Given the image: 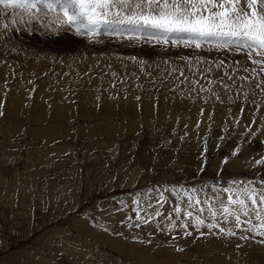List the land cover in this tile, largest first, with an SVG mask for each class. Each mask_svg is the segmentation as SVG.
Instances as JSON below:
<instances>
[{
  "label": "rangeland",
  "instance_id": "1",
  "mask_svg": "<svg viewBox=\"0 0 264 264\" xmlns=\"http://www.w3.org/2000/svg\"><path fill=\"white\" fill-rule=\"evenodd\" d=\"M53 2L0 4V156L19 159L0 179V264H233L227 245L250 231L185 236L174 208L186 192L207 215L225 188L264 190V73L236 44L126 24L79 36ZM158 199L161 218L135 220Z\"/></svg>",
  "mask_w": 264,
  "mask_h": 264
},
{
  "label": "snow or ice",
  "instance_id": "2",
  "mask_svg": "<svg viewBox=\"0 0 264 264\" xmlns=\"http://www.w3.org/2000/svg\"><path fill=\"white\" fill-rule=\"evenodd\" d=\"M39 3H43V0H0L5 8L12 6L25 12L36 8ZM54 4L59 5L62 14L55 22L57 26L62 24L65 31L74 30L79 36H95L101 26L115 29L116 25L126 24L136 31L149 30L147 34L150 37L164 44L174 36L186 37L183 41L185 45L194 44L196 48L210 41H215L219 47L236 44L247 50L248 60L256 66L252 72L258 76L264 73V0H246V7L242 6L244 0H54L47 7L54 10ZM172 42L180 41L175 39ZM244 71L248 72L249 69L245 67ZM242 79L247 80L248 77ZM256 87H264V77L257 81ZM244 96L247 99V93ZM216 98L220 99L219 96ZM0 115L3 113L0 112ZM223 163L227 164L228 161L225 159ZM255 163L264 164V157L256 159ZM196 191L192 190L193 193ZM222 192L226 195L217 194L215 202H207V215L203 207L205 201L185 193L187 208H174L177 217L184 216L189 221L180 223L184 235H192L188 231L191 226L196 231L216 230L226 236L236 235L238 229L256 232L264 237V190L241 184L225 188ZM164 202L158 199L151 214L147 207L142 210L138 207L135 220L151 224L154 218H161L164 214L159 211V205ZM168 219L175 229V220L172 217ZM176 250L183 251L182 248Z\"/></svg>",
  "mask_w": 264,
  "mask_h": 264
},
{
  "label": "bare ground",
  "instance_id": "3",
  "mask_svg": "<svg viewBox=\"0 0 264 264\" xmlns=\"http://www.w3.org/2000/svg\"><path fill=\"white\" fill-rule=\"evenodd\" d=\"M250 126H251V129H254V128L256 129L260 127V123H253V124H250ZM242 132H247V131L243 130ZM255 234L257 233L250 231V233L246 235L241 241L235 242L234 245L233 243H229L227 245L226 248H229L227 249L228 255L230 257V261L233 264H238V263L243 264L245 261L251 262L252 264H264V237H261L258 234L257 236H255ZM250 236L252 237V239ZM175 255L173 252V256ZM173 258H175V260L174 259L170 260L166 264H179L177 260L180 259V256H177L178 259L176 258V256ZM219 262L221 263L222 261L220 260ZM216 263L218 264V260L212 261L208 259L207 261V264H216Z\"/></svg>",
  "mask_w": 264,
  "mask_h": 264
},
{
  "label": "crops",
  "instance_id": "4",
  "mask_svg": "<svg viewBox=\"0 0 264 264\" xmlns=\"http://www.w3.org/2000/svg\"><path fill=\"white\" fill-rule=\"evenodd\" d=\"M54 116H56L55 114H54ZM1 117V116H0ZM27 124V123H26ZM29 126L28 127H31L32 125L31 124H28ZM20 126H22V124L20 125ZM36 133V132H35ZM35 135H37V133L35 134ZM32 138V137H31ZM35 139V138H34ZM29 144H33L32 142L31 143H29ZM5 157V155L4 156H0V179H2V178H4L7 174H6V172H5V170H13V169H15V167L18 165V162H19V159H16L15 161H13V162H9L7 159H5L4 158ZM30 163H32L33 165H36L37 166V161H34V162H32V159L29 161Z\"/></svg>",
  "mask_w": 264,
  "mask_h": 264
}]
</instances>
